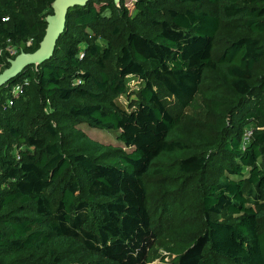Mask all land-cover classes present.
Returning a JSON list of instances; mask_svg holds the SVG:
<instances>
[{
  "label": "trees",
  "instance_id": "1",
  "mask_svg": "<svg viewBox=\"0 0 264 264\" xmlns=\"http://www.w3.org/2000/svg\"><path fill=\"white\" fill-rule=\"evenodd\" d=\"M52 1L0 0V45L37 49ZM134 4L70 7L53 55L0 87V264H150L164 211L175 244L156 264H264V0ZM130 75L144 84L126 108ZM164 91L201 98L217 135L185 131Z\"/></svg>",
  "mask_w": 264,
  "mask_h": 264
},
{
  "label": "rangeland",
  "instance_id": "2",
  "mask_svg": "<svg viewBox=\"0 0 264 264\" xmlns=\"http://www.w3.org/2000/svg\"><path fill=\"white\" fill-rule=\"evenodd\" d=\"M126 4L129 7L130 13L135 14L136 8L134 4V0H126ZM202 8L211 9L214 10L216 8V5L213 3H210L208 1H204L201 4ZM107 14H109V10L106 11ZM113 30V27H110L108 30L104 31V35L99 37L98 41L102 44H106L108 41V34ZM108 31V32H107ZM122 37H117V42H121ZM4 68H2L3 70ZM144 84V82L136 77V76H128L127 78V85L128 90L121 94L119 98L117 99L118 102L123 105L126 108L133 107L135 103V99L138 96V91L141 88V86ZM162 98L167 106V108L170 110L171 113L174 115H180L181 121H182V127L185 131H196V132H212V135H217V130L211 129L209 126L212 125L215 121V114L208 110L201 101V98L198 99V102L194 106H184L182 105L177 98L171 94L170 92H162ZM46 111H49L48 107H45ZM252 125L253 123H249ZM91 133L95 136H98L96 138H99L100 140L106 141V142H116V136L117 131L113 129H106V128H99L91 126ZM15 146V144H14ZM260 164H264V159L259 160ZM210 180H218L220 177V174L215 168H212L209 175ZM191 196L189 194H184L179 203L181 206L188 204L191 201ZM211 217L218 218L221 220H232L233 219V213L228 210H223L221 212H212ZM157 227H158V234L159 237L151 250L150 256H151V262L150 264H156L165 258H170L172 255V250L174 246V242L170 240L166 234L165 231L170 225V218L168 214L164 211V213L161 214L157 218ZM106 264H116L114 262L109 261L108 259H104Z\"/></svg>",
  "mask_w": 264,
  "mask_h": 264
},
{
  "label": "water",
  "instance_id": "3",
  "mask_svg": "<svg viewBox=\"0 0 264 264\" xmlns=\"http://www.w3.org/2000/svg\"><path fill=\"white\" fill-rule=\"evenodd\" d=\"M89 0H53V12L46 16L47 28L37 49L21 50L15 57L8 59L9 65L0 71V87L20 73L28 65H39L50 58L56 48L58 38L66 28L67 14L70 7L85 5ZM119 3L121 0H115Z\"/></svg>",
  "mask_w": 264,
  "mask_h": 264
},
{
  "label": "built area",
  "instance_id": "4",
  "mask_svg": "<svg viewBox=\"0 0 264 264\" xmlns=\"http://www.w3.org/2000/svg\"><path fill=\"white\" fill-rule=\"evenodd\" d=\"M32 42H33V38H29L27 40L28 45H31ZM19 52H20V47L17 44L12 43L10 38L7 39L5 44L0 45V57H8V58L15 57ZM2 65H0V67H2ZM22 89H23V83L21 82L15 83L10 87V91L12 95H14V97L19 96ZM9 103L10 104L13 103V98L9 99ZM252 132H253V128L250 126H248L245 129L243 135L242 147H245L246 144L249 142Z\"/></svg>",
  "mask_w": 264,
  "mask_h": 264
},
{
  "label": "clouds",
  "instance_id": "5",
  "mask_svg": "<svg viewBox=\"0 0 264 264\" xmlns=\"http://www.w3.org/2000/svg\"><path fill=\"white\" fill-rule=\"evenodd\" d=\"M8 18L7 17H5V20H7Z\"/></svg>",
  "mask_w": 264,
  "mask_h": 264
}]
</instances>
